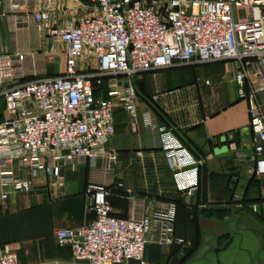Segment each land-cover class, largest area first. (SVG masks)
Masks as SVG:
<instances>
[{
  "label": "built area",
  "instance_id": "1",
  "mask_svg": "<svg viewBox=\"0 0 264 264\" xmlns=\"http://www.w3.org/2000/svg\"><path fill=\"white\" fill-rule=\"evenodd\" d=\"M87 3V15L59 26L49 6L28 14L19 2H0V17L24 14V23L44 33L49 52L65 59L63 73L49 76L44 57L30 54L23 70L31 76L20 73L0 91L7 114L0 123V204L12 195L30 193L36 177L62 185L64 168L85 166V194L94 219L56 230V244L69 248L79 263L144 264L148 245L183 248L185 240L174 236L167 216L171 204L150 216L129 197V216L113 215L109 198L124 189L113 177L119 159L110 147L114 113L128 115L134 132L140 75L229 62L239 99L247 103L249 130L257 137L254 173L264 177V0ZM160 96L155 93L151 101L158 102ZM144 118L158 135L177 193L192 197L199 188L200 162L155 116L146 112ZM0 264H18L16 254L1 252Z\"/></svg>",
  "mask_w": 264,
  "mask_h": 264
},
{
  "label": "crops",
  "instance_id": "2",
  "mask_svg": "<svg viewBox=\"0 0 264 264\" xmlns=\"http://www.w3.org/2000/svg\"><path fill=\"white\" fill-rule=\"evenodd\" d=\"M13 1L24 5L28 14L49 6L53 23L59 26L88 13L87 0ZM14 16L0 17V91L17 81L20 73L24 78L31 76L29 70H23L30 54L44 57L47 75L59 76L64 71V56L49 52L44 33L24 23V14ZM232 74L229 62L152 71L136 81V130H131L130 119L123 111L114 113L115 133L110 147L119 159L113 177L123 183L124 189L109 198L113 215L129 216V197L141 205L139 211L150 216L157 208L171 204L167 216L174 224V236L186 241L183 248L148 245L144 264H216L212 247H221L230 234L218 233L214 224L217 228L229 219L237 222L236 227L244 228L242 232L250 239L251 248L264 253V220L249 210L250 206H259L264 215V199L258 194L263 177L254 173L257 137L249 130L247 103L239 99ZM172 91L175 92L166 95ZM155 93L162 96L153 103L151 96ZM146 112L171 130L200 162L199 188L192 197L179 196L162 174L163 167L171 176L158 135L145 124ZM6 117L0 98V123ZM247 165L252 167V177L244 180L240 171ZM88 172L85 166L64 168L62 185L47 176L36 177L30 193L12 195L0 204V253H15L18 264H85L74 261L69 248L58 247L54 232L87 225L94 219L85 194ZM243 200L248 201L246 206ZM252 215L254 224L248 228L242 220ZM227 230L232 231V226ZM228 249L219 253L218 259ZM237 255L240 263L243 260L242 264H253L247 247L239 248ZM222 261L233 264L228 257Z\"/></svg>",
  "mask_w": 264,
  "mask_h": 264
},
{
  "label": "rangeland",
  "instance_id": "3",
  "mask_svg": "<svg viewBox=\"0 0 264 264\" xmlns=\"http://www.w3.org/2000/svg\"><path fill=\"white\" fill-rule=\"evenodd\" d=\"M213 64H216V63H213ZM213 64H199V65H196L197 67H205V66H210V65H213ZM184 68H186V67H184ZM147 73H150V72H147ZM146 74V73H145ZM144 75V74H143ZM143 75H140V76H143ZM241 169H243V168H241ZM162 174L163 175H165V177H166V179H167V181L170 183V184H173V186H174V188H175V190H176V187H175V185H174V182H172L173 181V178H171L172 177V174H171V176H170V174L166 171V170H164L163 169V167H162ZM251 171H253L252 170V167L249 165H247L246 167H245V169H244V171H240V174L242 175V177H243V179L245 180V179H248L249 177L251 178L252 176H251ZM264 177L261 179V187L259 188V190H258V194L261 196V198H263L264 199V195H263V192H262V189L264 188ZM252 181L254 182V177H253V180H251V184L249 183V186H251L250 187V189H252L253 188V184H252ZM257 186L259 187V185L257 184ZM256 187V186H255ZM177 192V191H176ZM246 207H243V209H245ZM237 211H240V210H236V211H234V212H237ZM253 220H255V218H254V215H252L251 216V218H249V219H247L246 221L245 220H242V222H244V224L243 225H245V226H247L248 228L250 227V226H252L253 224H254V221ZM241 222V221H240ZM258 223V222H257ZM236 224H237V222H235V221H233L232 219H229V221L228 222H225V223H223L222 225H220V226H218L217 228H216V224H214L215 226H214V228L215 229H217L216 231L218 232V233H222V232H229V234L230 235H232L233 236V238L235 237V236H237L238 238L234 241V243L231 245V247L228 249V251H227V253H225L224 255H222L221 256V258L220 259H218L219 260V262H220V260H221V264H226L224 261H222V260H225V257L227 258H229V260L230 261H232V263L233 264H242V261H241V263H240V259H239V256L237 255L238 253H239V248H243V247H247V251H248V256L249 257H251L249 260H250V262L252 261L253 262V264H264V253H258L257 251L258 250H255L256 248L255 247H252L251 248V244L250 243H248L249 241H250V239L247 237V239H246V235L245 234H243V232H242V230L244 229V228H242V227H240V226H238V227H236ZM239 224H241V223H239ZM230 226H232V231H229V230H227V228L229 227L230 228ZM261 226V225H260ZM263 230V229H262ZM264 231V230H263ZM241 235V236H240ZM261 236V235H260ZM263 239H264V236H263ZM242 241H243V243H242ZM247 243V244H246ZM185 245H186V241H185ZM185 245H184V247H185ZM214 247L215 246H213L212 247V252H213V249H214ZM259 247V246H258ZM253 250H255L254 252H253ZM214 254V253H213ZM144 259H145V255H144ZM143 259V260H144ZM215 262H216V264H217V261H216V259H215ZM243 263H244V261H243Z\"/></svg>",
  "mask_w": 264,
  "mask_h": 264
},
{
  "label": "water",
  "instance_id": "4",
  "mask_svg": "<svg viewBox=\"0 0 264 264\" xmlns=\"http://www.w3.org/2000/svg\"><path fill=\"white\" fill-rule=\"evenodd\" d=\"M249 210L254 213L256 218H258V219L263 218V220H264V215L262 214L261 207L250 206ZM232 242H233V236L229 235L228 240L221 247H218V246L214 247L213 253L216 256L217 264H221L218 260V254L227 250L229 248V246L232 244Z\"/></svg>",
  "mask_w": 264,
  "mask_h": 264
},
{
  "label": "trees",
  "instance_id": "5",
  "mask_svg": "<svg viewBox=\"0 0 264 264\" xmlns=\"http://www.w3.org/2000/svg\"><path fill=\"white\" fill-rule=\"evenodd\" d=\"M251 184V182H250ZM243 203H244V206H246V204H248V201L247 200H243Z\"/></svg>",
  "mask_w": 264,
  "mask_h": 264
}]
</instances>
